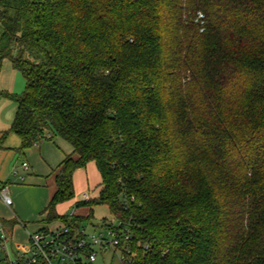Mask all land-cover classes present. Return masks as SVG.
<instances>
[{"label": "trees", "instance_id": "1", "mask_svg": "<svg viewBox=\"0 0 264 264\" xmlns=\"http://www.w3.org/2000/svg\"><path fill=\"white\" fill-rule=\"evenodd\" d=\"M5 58L25 88L1 139L73 146L48 221L107 205L134 264H264V0H0ZM90 162L89 214L58 213Z\"/></svg>", "mask_w": 264, "mask_h": 264}, {"label": "built area", "instance_id": "2", "mask_svg": "<svg viewBox=\"0 0 264 264\" xmlns=\"http://www.w3.org/2000/svg\"><path fill=\"white\" fill-rule=\"evenodd\" d=\"M23 166L27 168L26 163H23ZM90 197L85 193L84 200ZM0 199L12 209L10 188L2 181ZM20 224L25 228L24 223ZM99 227V232L93 233L84 226L74 227L61 222L53 228L39 232L28 231V241L15 244L0 220V264H97L98 255L105 259L108 253L112 254V258L117 257L118 264H134L133 259L142 244L140 241H134L128 223L119 219H116V222L107 220ZM95 247H98L97 251ZM100 264L111 263L104 260Z\"/></svg>", "mask_w": 264, "mask_h": 264}, {"label": "rangeland", "instance_id": "3", "mask_svg": "<svg viewBox=\"0 0 264 264\" xmlns=\"http://www.w3.org/2000/svg\"><path fill=\"white\" fill-rule=\"evenodd\" d=\"M202 16V15H201ZM7 60L10 61L9 58H6ZM3 61L1 62L0 65V71H2L3 68ZM4 70V69H3ZM16 77L15 78V85L13 87V90L11 93L13 94H21L25 88V79L22 76L21 73H19L18 71L16 72ZM6 92V90H5ZM8 101L12 102V105H15V102L9 98H7ZM14 136V134H12ZM16 137V136H15ZM64 145H70L68 142H66L65 140H63L61 137L59 136H55L53 140H49V139H43L41 141V143L39 144V146H33L32 149L35 151V153H38L36 156L33 155V157L29 156V152L26 150V154L24 153H20L17 151V154H15V157L13 158L10 168H12L13 164L16 167V170L19 173V176H15V175H11V178L9 179V183L11 185H20V186H27L29 183L27 182V178L29 177V174L31 172L30 170V165L33 164V161L36 162L38 161V158L41 159L40 155H39V149L40 148H44L47 147V151L51 152V153H61L63 152ZM24 152V151H23ZM33 153V152H31ZM26 162L28 168L27 170H25L24 168H22V164ZM30 164V165H29ZM43 164V163H42ZM41 164V162L38 163L39 167L44 168V166ZM21 176L24 177V179L22 180ZM100 179V175L99 172L94 164V162H90L87 165V169H78L75 172V176H74V184H75V198L77 201L81 202L82 200H84V196L82 193L84 190H86V192H88V194L92 197H97L98 196V189L96 187L97 182L99 183ZM87 182H89L91 187H86ZM53 189V183L52 182H48L47 186L44 185V188L38 192L37 197L35 194L29 196V194H24L21 195V197L19 199H16L15 196L13 194H11L12 199L14 201V211L16 212V214H14L15 212L10 211L7 207H5L3 204H0V217H2L4 220H11L14 215L17 217L16 219H20L21 221L17 222L18 225L20 226L19 228H14L13 230V235H12V242L15 244H18L19 242L22 243H26L28 241V231L32 232L34 231L38 224L37 222L39 220H41L43 218L42 214H38V215H34L32 217H30L31 215H29L30 211L33 209L34 204L39 201L40 197H42L44 200L46 198H48V196L50 195V192ZM50 199V198H49ZM48 201H46V205L48 204ZM45 207V205H44ZM43 207V208H44ZM23 210L22 212H20L21 209ZM42 208V210H43ZM57 210L61 211V212H65L68 214L71 213H76L82 217L87 216V214H89V208L86 207L85 205H79L77 206L76 201L74 199L69 200V201H65L63 203H60L57 205ZM103 219H106L108 221H113L116 222L115 217L113 216L111 210L109 209V207L107 205H97L94 207V211L91 215V219L87 220L84 219L82 222V226L86 227L87 230L89 232H99L100 230V225L102 224ZM20 222H25L27 223V229L23 228L21 226V224H19ZM95 250H98V247H95ZM1 252V249H0ZM105 260L106 263H111V264H118L119 261L117 259V257L112 258V254L108 253L105 256V259H103V257L99 254L96 263L100 264L103 263V261Z\"/></svg>", "mask_w": 264, "mask_h": 264}, {"label": "crops", "instance_id": "4", "mask_svg": "<svg viewBox=\"0 0 264 264\" xmlns=\"http://www.w3.org/2000/svg\"><path fill=\"white\" fill-rule=\"evenodd\" d=\"M3 60H4L3 61V68H2V71H0V181L8 184V186L10 188V193L13 194L16 199H19L21 197V195H24V194H29V196H31L33 194L36 195V194H38V192H40L44 188V185L47 186L48 182L53 183V189L50 192V195L48 196V198H46L44 200L42 197H40L39 201H37L34 204L33 209L29 212L30 213L29 215H31L30 217H32L34 215H38V214L43 215V218L37 222V224H38L37 228L31 232V233H35V232L42 231L43 229L53 228L62 222V220H59V219H55V220H51V221L47 220V218H46L47 213L45 212V208L48 204L46 205L45 203L47 200H50L49 198H51L52 194L54 193V191L56 189L55 176L58 173V170H59L58 167L67 155H71L73 153V146L68 141H66L65 139H63L61 137L63 140H65L66 142H68L70 144V145H64V148H62L63 152L51 153V152L47 151V147H44L43 149L40 148L39 149V155H40L41 159L38 158V161H36V162L33 161V164H31V165L29 164L30 170H31L29 177L27 178V182L29 184L27 186H20V185H11L8 182L9 179L11 178L12 174L15 176H19V173L16 170L17 166H14V164H13L12 165L13 167L10 168L11 162H12L13 158L15 157V154H17V151L20 153L26 154L25 153L26 150L24 152H22L20 150L21 139L19 136H17L13 132L8 133V135L6 136L5 139H3V140L1 139L2 133L4 131L10 129L11 123L14 119V116L16 113V108H17L16 102L12 98L6 97L4 94H2V93L13 94L11 92L13 90L14 85L16 84L15 78H17L16 77L17 70H15L13 68L11 60L9 61L6 58ZM5 90H6V92H5ZM7 98L13 100L15 102V105H12V102L8 101ZM12 134H14V136ZM54 137L52 139H50V138H45V139L53 140ZM39 144H37L36 146H39ZM27 151L29 152L28 154L30 157L31 156L33 157V155L36 156L38 154V153H35V151L32 148L28 149ZM31 152H33V153H31ZM73 156L75 158L77 157L76 154H74ZM39 162H41V164L43 163L42 165L44 166V168L38 166ZM24 163H26V162H24ZM21 167L24 168L25 170H27V168H28V166H27V168L24 167L23 164ZM82 169L85 170V169H87V167L82 168ZM74 176H75V173H74ZM21 178H22V180L24 179L23 176H21ZM99 180L101 181V178ZM100 181H99V183H100ZM99 183L97 182L96 187H98ZM74 187H75V184H74ZM86 187H91L89 182H87ZM82 193H84L83 194V196H84L85 193H88V192H86V190H84ZM36 197H37V195H36ZM73 199L77 202L75 197ZM0 204H3L5 207H7L2 202L1 199H0ZM44 205H45V207H44ZM42 208H43V210H42ZM8 209L12 212L14 211V201H13L12 209H10V208H8ZM22 211L23 210L21 209L20 212H22ZM57 212L60 214L65 213V212H61L58 210H57ZM14 214H16V212ZM16 216H17V214H16ZM16 216L14 215V217L9 221L4 220L2 217H0V220L2 221L4 227L10 233L11 238L13 235L14 228L20 227L18 225L16 219H15ZM23 223L25 225V229H27L26 227L28 224L25 222H23ZM21 226L24 228V226L22 224H21ZM27 236H28V234H27ZM18 244H24V243L19 242Z\"/></svg>", "mask_w": 264, "mask_h": 264}]
</instances>
